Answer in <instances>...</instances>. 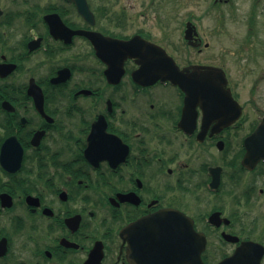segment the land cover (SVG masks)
<instances>
[{"label": "flooded vegetation", "instance_id": "flooded-vegetation-1", "mask_svg": "<svg viewBox=\"0 0 264 264\" xmlns=\"http://www.w3.org/2000/svg\"><path fill=\"white\" fill-rule=\"evenodd\" d=\"M77 1L0 0V264H264V158L245 163L264 114L247 124L238 90L264 88V0L232 38L233 67L198 18L181 44L207 61L120 31L116 0H85L89 16ZM226 7L209 9L212 45L230 36ZM146 43L181 70L223 71L234 102L136 75L168 61Z\"/></svg>", "mask_w": 264, "mask_h": 264}, {"label": "rangeland", "instance_id": "rangeland-1", "mask_svg": "<svg viewBox=\"0 0 264 264\" xmlns=\"http://www.w3.org/2000/svg\"><path fill=\"white\" fill-rule=\"evenodd\" d=\"M117 5L114 7L120 15L124 14L123 26L125 29L120 30L124 33H131L138 30H145L152 34L153 39L164 45L168 50L172 51L171 45L180 44L182 49L189 54L187 49L182 46L181 31L182 23L188 18H198V27L205 41L209 42L213 47V51L217 52L221 57V63L233 67V59L229 56V50H234L237 46L232 45V38H240L234 34H242L249 32V17L252 9L253 0H233L236 1V9L232 11L227 7L226 17H229L227 26L229 37L221 35L213 42L208 39L209 34V9L214 0H116ZM115 3V0H112ZM231 11V14H230ZM260 16V19L258 17ZM235 18L233 20L232 18ZM257 22L253 26L254 32L259 36V42H264V6L260 8V15L257 13ZM242 19L244 21H242ZM262 40V41H261ZM211 41V42H210ZM173 43V44H171ZM180 47V48H181ZM210 50L203 53L191 51L189 55L194 56L198 61H207ZM180 58V55H176ZM259 67L252 68V73L248 76V81H254L259 77ZM234 74V73H233ZM240 87V100L246 105L247 111L251 119L247 122L257 120L264 114V88L252 89V84L246 83ZM247 85V86H246Z\"/></svg>", "mask_w": 264, "mask_h": 264}, {"label": "water", "instance_id": "water-1", "mask_svg": "<svg viewBox=\"0 0 264 264\" xmlns=\"http://www.w3.org/2000/svg\"><path fill=\"white\" fill-rule=\"evenodd\" d=\"M78 6L85 16L90 15L85 0L78 2ZM188 37H190V29L187 30V38ZM134 41H119V45L121 48L127 49V46ZM146 44L151 50L153 48L160 50L161 53H165L168 60L166 64L161 65L160 68H158L159 66H150V68L147 69L142 66L140 71L136 73V75L144 73L151 74L152 78L150 79V84L157 79L171 81L173 84L180 86V88L186 93L187 100H234L231 91L225 89L227 80L223 71L220 69L199 67L191 72L189 69L180 70L174 60L169 57L162 48L152 43ZM246 144L248 147V154L245 163H256L261 157L264 158V120L258 126L256 131L247 139ZM260 146H262L261 149L259 148Z\"/></svg>", "mask_w": 264, "mask_h": 264}]
</instances>
